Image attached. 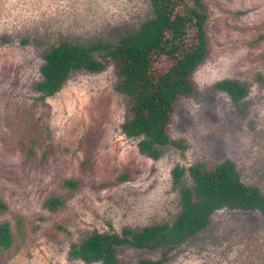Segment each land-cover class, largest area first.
Segmentation results:
<instances>
[{
	"label": "rangeland",
	"instance_id": "1",
	"mask_svg": "<svg viewBox=\"0 0 264 264\" xmlns=\"http://www.w3.org/2000/svg\"><path fill=\"white\" fill-rule=\"evenodd\" d=\"M211 52L180 100L160 160L142 155L122 131L126 99L116 91L114 64L100 73L75 71L45 102L35 86L44 54L61 41L117 43L153 17L151 0H0V198L14 243L0 264H85L70 256L94 232L173 223L181 212L176 166L233 161L242 181L264 194V0H204ZM225 79L249 87L235 104L215 89ZM36 139L33 145L32 141ZM34 149L33 156L29 151ZM82 186L62 187L66 179ZM186 184L192 185L187 175ZM58 196V211L45 202ZM169 257L168 264H264V217L222 210L190 241L161 252L123 247L120 264ZM101 264V263H97Z\"/></svg>",
	"mask_w": 264,
	"mask_h": 264
},
{
	"label": "trees",
	"instance_id": "2",
	"mask_svg": "<svg viewBox=\"0 0 264 264\" xmlns=\"http://www.w3.org/2000/svg\"><path fill=\"white\" fill-rule=\"evenodd\" d=\"M153 17L135 33L123 36L117 43L96 41L89 45L61 41L44 54L42 80L35 89L40 99L60 93L75 71L100 73L103 59L114 64L116 91L126 99L123 133L139 139L138 150L155 161L168 146L185 151L183 140H173L170 125L180 100L195 94L192 77L211 52L208 34L209 15L204 0H151ZM264 41V32L252 41ZM257 81L264 86V76ZM215 89L226 93L238 104L249 94V87L233 79H225ZM33 145L36 139L32 141ZM34 149L29 151L33 156ZM190 178L192 185L186 184ZM173 185L179 190L181 212L173 223H158L144 228L126 227L115 231L94 232L70 251L72 259L85 264H120L123 247L161 252L182 245L213 223L222 210L259 212L264 217V194L245 184L236 164L226 160L219 165L194 164L188 169L176 166ZM77 179H66L63 189L76 193L81 189ZM50 211L66 206V200L53 196L45 204ZM9 211L0 198V215ZM14 243L9 222H0V248L8 250ZM169 257L142 258L139 264H168Z\"/></svg>",
	"mask_w": 264,
	"mask_h": 264
}]
</instances>
